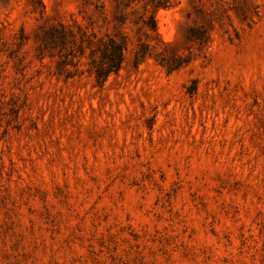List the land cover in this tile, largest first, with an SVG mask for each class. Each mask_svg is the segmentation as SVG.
Segmentation results:
<instances>
[{
    "label": "rangeland",
    "instance_id": "obj_1",
    "mask_svg": "<svg viewBox=\"0 0 264 264\" xmlns=\"http://www.w3.org/2000/svg\"><path fill=\"white\" fill-rule=\"evenodd\" d=\"M170 2L0 0V264H264V0Z\"/></svg>",
    "mask_w": 264,
    "mask_h": 264
},
{
    "label": "trees",
    "instance_id": "obj_2",
    "mask_svg": "<svg viewBox=\"0 0 264 264\" xmlns=\"http://www.w3.org/2000/svg\"><path fill=\"white\" fill-rule=\"evenodd\" d=\"M171 6L170 0H149V7L146 9V18L143 20V29L146 32H153L160 37L157 27L156 14L161 9ZM68 30L63 24L53 25L46 30L40 38V50L58 49L62 50L68 40ZM85 34L82 35L83 43L86 42ZM91 49V68L96 77L97 83L103 86L110 76L117 74L123 65L127 43L125 38L109 37L98 39L97 42H86ZM139 57V54H138Z\"/></svg>",
    "mask_w": 264,
    "mask_h": 264
}]
</instances>
